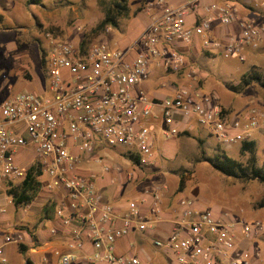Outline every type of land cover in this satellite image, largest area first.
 <instances>
[{
  "label": "built area",
  "instance_id": "built-area-1",
  "mask_svg": "<svg viewBox=\"0 0 264 264\" xmlns=\"http://www.w3.org/2000/svg\"><path fill=\"white\" fill-rule=\"evenodd\" d=\"M152 10L159 15L125 48L97 38L84 48L81 34L71 40L46 35L49 52L42 68L47 94L19 92L0 100V191L14 205L6 189L23 182L35 162L40 165L43 193L48 202H55V219L66 229L65 248L53 251L59 264H142L135 253L119 255L118 242L133 230L145 234L166 222L171 225L168 238L154 240L153 248L176 264H251L239 245L264 241V222L216 217L186 198L178 200L167 219L160 189L145 192L120 213L100 191V176L89 166L92 162L102 167L101 173L110 172L107 149H121L130 161V155L138 159L137 166H152V123L157 120L165 139L189 133L197 125L224 150L252 141L256 134L264 136L262 109L231 117L192 83H183L163 99L138 91L153 76L154 66L170 76L185 73L189 80L194 78L195 71L187 72L183 48L197 39L204 50L228 61H246L247 52L258 50L264 41V25L256 20V15L264 16V0H156L148 9ZM189 16L195 18L191 26ZM215 27L222 28V37L211 36ZM30 150L35 157L25 167L22 159ZM148 198L154 220L144 212ZM49 232L58 234L55 227ZM29 239L32 243L27 232L5 235L0 264L9 262L8 246H28ZM86 240L92 253L86 252Z\"/></svg>",
  "mask_w": 264,
  "mask_h": 264
},
{
  "label": "rangeland",
  "instance_id": "rangeland-1",
  "mask_svg": "<svg viewBox=\"0 0 264 264\" xmlns=\"http://www.w3.org/2000/svg\"><path fill=\"white\" fill-rule=\"evenodd\" d=\"M113 1L41 0L40 8L51 7L46 11L42 9L36 11L37 6L23 8L19 4L20 7L18 6L16 11L8 15L6 19V26H13L17 31L16 37H11L10 40L17 39L13 42L7 41L12 43L11 45L0 41V100L3 101L19 92L47 94V80L41 64L43 53L49 52L46 35L53 33L63 39L71 40L79 37L80 34L88 33L104 19L106 9L112 5ZM125 1L132 15L137 14L138 17L143 12L138 18L140 24L143 21L152 20V11L149 12L148 9L156 0ZM133 19H136L135 16L122 20L118 29L108 27L111 29L109 34L105 30L96 38L107 39L116 47L119 42L130 39L132 34L127 35V26L131 27ZM256 20L264 25V16L256 15ZM37 21H40V25L36 26ZM32 28L34 31L31 30ZM79 28L81 33L78 32ZM133 29L136 31L135 27ZM35 30L34 35L32 33ZM191 56L190 59L188 58L187 72L195 71L194 78L189 80L185 73L179 76H170V74L165 76V73L157 69L154 70L151 79L145 83L149 90H144L145 93L167 96L171 91L162 88L164 83L173 80L176 86H181L187 82L199 86L205 95L225 108L231 117L245 115L252 108H260L264 111V87L260 84H252L250 89L239 94L229 88L237 85L242 75L251 70L261 74L264 79V69L251 65L253 60L254 64L257 63L254 57L248 59L247 56L246 61H228L218 54L209 55L205 50ZM155 88L159 91H155ZM197 129L206 136L203 146L194 135H180L177 138L165 139L158 132L154 164L150 167L131 165V161L123 157L121 149H107L109 155L105 159L111 167L110 172L103 174L100 165L89 163V166L100 176L98 181L100 191L115 208L121 205L127 207L129 202L142 199L141 195L145 192L160 189L164 202L169 200L174 202L176 197L178 200L199 199L204 208L209 210L218 208L223 213L233 214V217H239L248 224L264 222V184L257 180L242 183V181L224 177L203 161L200 158L202 150L205 149L208 157H212L217 144L205 129ZM254 141L258 145L257 159L259 165H262L264 136L257 135ZM240 146L225 149V152L228 157L244 163L246 159L240 155ZM32 152V150L28 151L22 159L23 166L28 167L32 164V159L35 157ZM117 166L120 170L116 169ZM181 179L184 180L182 190ZM47 197V194L43 193L29 206L18 208L8 204L3 191H0V210H7L5 214L0 212L1 236L4 238L10 233L27 232L33 236V239L37 233L43 240L53 226L52 221L42 219L48 204ZM147 250L154 255L155 252L149 247ZM244 252L248 255L247 260L251 264H264L263 240L254 239L251 242H245ZM9 257L8 264H27L36 259L33 255L29 257L19 254L15 252V249L10 250ZM171 262L176 264L173 258Z\"/></svg>",
  "mask_w": 264,
  "mask_h": 264
},
{
  "label": "crops",
  "instance_id": "crops-1",
  "mask_svg": "<svg viewBox=\"0 0 264 264\" xmlns=\"http://www.w3.org/2000/svg\"><path fill=\"white\" fill-rule=\"evenodd\" d=\"M181 1H183V0H173L174 3H178ZM40 3H41V0H0V25H1L0 41L1 42L3 41L4 44H6L7 41L13 42L17 39L16 38V39L10 40L11 37H16L17 31L15 30V28H13V26H9V25L6 26V21H7L6 19H7L8 15L13 14L16 11V8L18 6L20 7V5L23 8H32V6H37L36 11H38V10L40 11L41 9L46 11V10H49L51 8V7L46 8L45 6H42L40 8V5H39ZM198 11L201 12V8H198ZM151 13L153 15L152 19H154L156 16L159 15L157 10H152ZM140 14L142 15L143 12ZM140 14L138 15V17H136V19H133L132 24H130L131 27L127 26L128 27L127 28V35L130 33L132 34L130 39H125L124 41L119 42L118 45H121V46H118L116 44L118 47L125 48V47L129 46L131 43H135L138 40L139 36L143 33V31L151 23L152 20L150 22L143 21L140 24V21L138 19L139 17H141ZM188 23L190 24V26L195 23L194 16L188 17ZM37 25H40V21L36 22V26ZM134 27L136 28V31L133 29ZM31 30L34 31L33 28ZM35 33H36V30L32 34L35 35ZM222 33H223L222 28L215 27L211 36L213 38L222 37ZM7 44L11 45L12 43L9 42ZM201 44H202V42L197 39L194 42V44L185 46L183 48V51L186 54L187 58L190 59V57H192L191 55L196 54V53H200L201 51H204ZM205 51L208 52L207 50H205ZM208 54L214 55V53H212V52H208ZM247 56H248V59H249V57H252V58L254 57L256 59L257 63L254 64V60H253V63L251 64L252 66L253 65L259 66V67H262L264 69V41L258 50H256V51H254L253 49L249 50L247 52ZM234 61H238V60H234ZM157 69L160 70L161 72H163L160 68L154 66L153 73H154V70H157ZM165 76H166V74H165ZM172 81H168L162 85V88L167 89V90L169 89L171 91V93L168 92L167 96L157 94V93L151 94V92L148 95L151 96V98H156V99H163V98L171 97L174 94V90L179 88L178 86H180V85L176 86V84ZM146 86H147V84L142 85L141 86L142 89L139 88L138 91H143V92H145L144 90L149 91ZM251 86L248 87L247 89H250ZM155 91L158 92L159 90L157 88H155ZM152 124L155 127V134H156L155 138L157 140V136H158L157 133L159 132L162 134V123L160 120H157V121H153ZM197 128H200V127L195 126L194 130L189 132V134L196 136L197 140L201 139L202 141H205L204 139L206 136ZM257 135H260V134H256L254 136L253 140L256 138ZM156 144H157V142H156ZM131 165H133V164L131 163ZM144 194H142L141 196L143 197ZM105 198L108 199L107 197H105ZM191 199H193V198H191ZM48 200L49 199H47V201ZM194 200H196V199H194ZM177 202H178L177 197H176V199H174V202L171 200H169L168 202L165 201L164 211H163L164 217H166L167 219L171 218V212L170 211L177 204ZM196 202L198 203V206L201 210L212 211V213L216 217L220 216L222 218H225V217L233 216V214H230V213H223V211L218 209V208L216 210H209L207 208H204L203 205L200 204L199 199L196 200ZM151 204H152V201H151V199L148 198V202L144 206V212L146 213L149 220H154V217L151 213V210H152V207H150ZM116 208L120 213H125V211L127 209V207L123 206V205L118 206ZM42 219L52 221L53 226H51V228L55 227L58 230V234L56 236L55 235L53 236L49 232L44 237V239L42 240L36 233L37 239L36 240L33 239L32 243H31V240L29 239V242L31 245L28 244V246H25L28 248L26 255L29 257H30V255H33L34 257H36V259L34 261H32L33 264H59L58 259L54 257L53 251H55L56 249L63 250L65 248L66 239H67V235L65 234L66 229H64V228H62V226H60L59 222L55 219L54 214L51 215L50 219H46L45 217H42ZM170 229H171V225L166 222V223H157L155 225L154 229H152L149 232H146L145 234H140L137 230H133V233L130 235V237L124 238L118 242L116 251L119 255L127 254V253H129V254L135 253L142 260V264H166V263L172 264L170 257H167L166 254L161 253L160 251H157L156 249L153 248L154 247L153 246L154 240H156V239H161V240L166 239L167 240ZM3 239L4 238L1 236V232H0V244L3 242ZM148 247L155 252L154 255L149 253V251L147 250ZM239 247H240V250L243 252L244 243H241L239 245ZM14 249H15V252L17 251L19 254H21L19 248L16 245L15 246L14 245L8 246L7 247V256L9 258L8 263H10L9 252H10V250H14ZM85 249H86L87 253L93 252L92 244L90 242H88L87 240H86ZM77 264H83V263L80 262Z\"/></svg>",
  "mask_w": 264,
  "mask_h": 264
},
{
  "label": "trees",
  "instance_id": "trees-1",
  "mask_svg": "<svg viewBox=\"0 0 264 264\" xmlns=\"http://www.w3.org/2000/svg\"><path fill=\"white\" fill-rule=\"evenodd\" d=\"M137 17V14L132 15L131 9L125 0H114L112 5H110L104 14V19L96 25L91 31L85 33L83 36L82 47L87 48L91 42L95 40L96 37L104 33L108 27L118 29L120 27L122 20L130 19L131 17ZM54 32V31H51ZM47 54L43 53L41 64L45 65V59ZM260 84L264 87L263 76L253 70L248 73H244L240 79V82L235 86H230V90L235 93H241L245 91L252 84ZM224 109V108H223ZM225 112V109H224ZM228 114V113H227ZM181 135L190 136L189 133L184 132ZM201 146L204 145V141L198 139ZM240 155L245 158V162L228 157L225 150L217 145L214 148V156L208 157L205 149L202 150V156L206 163H208L214 170L223 174L224 177L233 178L242 183H249L251 181H259L264 184V163L259 165L258 162V145L257 142L252 140L242 143L240 146ZM131 161L138 165V159H134L131 155ZM40 165L35 162L27 171L26 179L21 183L10 184L6 189V194L8 197L12 198L14 205L18 208L24 206H29L32 204L36 198L43 194L44 186L40 180L41 174ZM181 190L184 185V180L181 179ZM264 207V206H263ZM54 208H56L55 202H48L46 208L44 209V217L50 219L51 215L54 214ZM36 240V236L34 235ZM27 247L21 246L20 251L22 254L26 255ZM27 264H33V262H28Z\"/></svg>",
  "mask_w": 264,
  "mask_h": 264
}]
</instances>
